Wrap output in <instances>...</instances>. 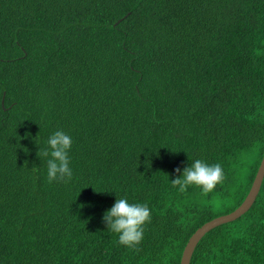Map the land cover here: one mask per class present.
<instances>
[{"label": "trees", "instance_id": "16d2710c", "mask_svg": "<svg viewBox=\"0 0 264 264\" xmlns=\"http://www.w3.org/2000/svg\"><path fill=\"white\" fill-rule=\"evenodd\" d=\"M58 130L67 183L37 155ZM263 156L264 0H0V264H180ZM196 159L224 170L207 195L170 182ZM117 198L151 211L138 250L102 220ZM190 264H264V178Z\"/></svg>", "mask_w": 264, "mask_h": 264}, {"label": "clouds", "instance_id": "9594fccd", "mask_svg": "<svg viewBox=\"0 0 264 264\" xmlns=\"http://www.w3.org/2000/svg\"><path fill=\"white\" fill-rule=\"evenodd\" d=\"M46 145L39 149L37 155L46 161L48 182L67 183L73 175L68 154L72 147L71 136L62 130L55 131ZM174 171L180 173L181 169L177 167ZM224 179V170L219 163L209 165L196 159L183 169L182 175L170 182L181 193L188 186L195 185L201 188L202 194L207 195L222 184ZM102 220L108 230L118 234L120 245L138 250L137 246L143 240L144 225L151 221V211L147 204L129 203L126 198H117L113 206L104 213Z\"/></svg>", "mask_w": 264, "mask_h": 264}, {"label": "water", "instance_id": "95a60500", "mask_svg": "<svg viewBox=\"0 0 264 264\" xmlns=\"http://www.w3.org/2000/svg\"><path fill=\"white\" fill-rule=\"evenodd\" d=\"M264 178V156L260 162V165L258 167L257 173L254 177L253 183L251 185V188L243 201V203L233 212L220 216L218 218H215L204 225H202L200 228H198L194 234L189 238L187 244L184 247V250L181 255L180 264H190V260L192 257V254L194 252V249L196 248L198 242L202 239V237L209 232L210 230L232 222L236 219H238L240 216H242L244 213H246L251 205L254 203L257 194L259 192L262 180Z\"/></svg>", "mask_w": 264, "mask_h": 264}]
</instances>
